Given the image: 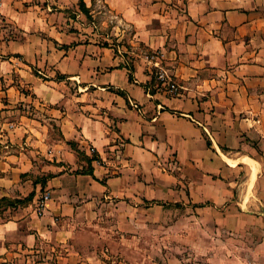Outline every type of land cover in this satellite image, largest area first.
I'll return each instance as SVG.
<instances>
[{"label":"crops","instance_id":"0c3cea01","mask_svg":"<svg viewBox=\"0 0 264 264\" xmlns=\"http://www.w3.org/2000/svg\"><path fill=\"white\" fill-rule=\"evenodd\" d=\"M0 2V264H264V0Z\"/></svg>","mask_w":264,"mask_h":264},{"label":"built area","instance_id":"2783aa9c","mask_svg":"<svg viewBox=\"0 0 264 264\" xmlns=\"http://www.w3.org/2000/svg\"><path fill=\"white\" fill-rule=\"evenodd\" d=\"M1 1V0H0ZM1 5V2H0ZM5 27V22L4 19L1 15L0 12V32H2V30ZM158 58V54H151L148 55V60L149 61H153L156 60ZM156 77L158 79V81L168 90L169 93L173 94V95H177L178 94V87L177 85L173 82L172 78L170 76H168L166 74V72H164L163 70H160L157 74ZM50 201V197L49 195H44L42 196V198H40L37 202L36 205V210L38 212L39 215H43L45 210H46V204Z\"/></svg>","mask_w":264,"mask_h":264},{"label":"rangeland","instance_id":"374dc122","mask_svg":"<svg viewBox=\"0 0 264 264\" xmlns=\"http://www.w3.org/2000/svg\"><path fill=\"white\" fill-rule=\"evenodd\" d=\"M2 121L1 117V112H0V122ZM202 255H199L200 258H197L195 260V257L191 258L190 261L186 262V264H241V263H228L225 260H218L216 262H212L210 255H209V247L208 246H203L202 249ZM162 264V263H160ZM164 264H169V263H164ZM174 264V263H173Z\"/></svg>","mask_w":264,"mask_h":264},{"label":"trees","instance_id":"16d2710c","mask_svg":"<svg viewBox=\"0 0 264 264\" xmlns=\"http://www.w3.org/2000/svg\"><path fill=\"white\" fill-rule=\"evenodd\" d=\"M79 8L84 13H88V11L86 10L85 5H84V0H79ZM92 160H97V157L94 155ZM92 160L90 159L89 162H91Z\"/></svg>","mask_w":264,"mask_h":264},{"label":"bare ground","instance_id":"6f19581e","mask_svg":"<svg viewBox=\"0 0 264 264\" xmlns=\"http://www.w3.org/2000/svg\"><path fill=\"white\" fill-rule=\"evenodd\" d=\"M253 173H254V171H253ZM252 181V180H251Z\"/></svg>","mask_w":264,"mask_h":264}]
</instances>
